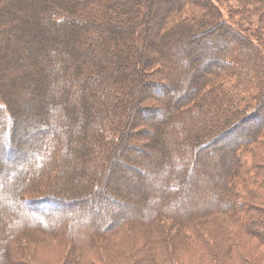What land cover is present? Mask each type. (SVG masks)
I'll return each instance as SVG.
<instances>
[{
	"label": "trees",
	"instance_id": "1",
	"mask_svg": "<svg viewBox=\"0 0 264 264\" xmlns=\"http://www.w3.org/2000/svg\"><path fill=\"white\" fill-rule=\"evenodd\" d=\"M231 1L237 28L220 0H0V264H33L20 243L38 232L99 262L110 249L188 264L196 247L197 264H253L241 247L264 244V0ZM115 174L116 191L135 183L131 204L108 193ZM77 179L104 217L69 210ZM131 227L142 261L115 246Z\"/></svg>",
	"mask_w": 264,
	"mask_h": 264
},
{
	"label": "rangeland",
	"instance_id": "2",
	"mask_svg": "<svg viewBox=\"0 0 264 264\" xmlns=\"http://www.w3.org/2000/svg\"><path fill=\"white\" fill-rule=\"evenodd\" d=\"M221 3H225V5H221V9L223 11V15H224V19L226 21H230L228 22L230 25H232L234 28H237L233 21L235 22L236 19H231L229 18L228 14H227V10H226V5L229 6H233L234 2L231 0H220ZM223 3V4H224ZM163 7H165V4L162 3H158L157 6V16L158 18L162 15V11H163ZM156 22L153 23V26L151 27V34H154V30H155V26L158 27V23L156 24ZM152 41L154 43V45L159 46L160 44V39H158L157 37L153 36ZM129 46V45H128ZM210 46V45H208ZM0 53H4L3 50L0 49ZM126 80L128 81L129 78L127 77ZM145 80V79H144ZM137 97H140L141 94L140 92L136 93ZM140 103L145 105L146 103L144 101H142V98H140ZM28 119H30V116L28 117ZM33 119V118H31ZM30 119V120H31ZM4 121V119H0V123ZM259 121H257L258 123ZM6 126V123H5ZM242 128V127H241ZM250 130V128L246 127L242 130L240 135L245 136V134ZM264 130V129H263ZM24 132L21 134L25 140L29 139L33 140L32 138V134L31 132H27L25 130H23ZM238 135V137L240 136ZM90 141H92V138L89 136L88 137ZM244 139V138H242ZM27 141H24V143ZM235 143V142H234ZM131 144H134L131 143ZM19 145L21 146L22 144L19 143ZM22 147V146H21ZM24 147V146H23ZM255 149H257V151L259 152H263L264 150H262L260 147H262L264 149V145L263 146H254ZM5 150L4 145L1 143L0 141V161H3L4 164L5 160L7 159H11L8 158V156H5L1 153L2 150ZM257 152V154H258ZM21 153H25V156H22L18 153V158L20 157V161H15L16 163H13L12 166L18 167V165H20V163L24 162L25 160H27L28 156L30 155V151L27 149V151L24 149ZM31 156V155H30ZM261 156V155H260ZM264 156V155H263ZM249 158V157H248ZM19 160V159H18ZM123 160V159H122ZM125 161V160H123ZM21 163V164H22ZM132 163V161H131ZM7 165H11L10 162H7ZM129 175V174H127ZM123 177V175L121 174H115L113 175V177L111 178V180L109 181L110 184L106 185V189L108 191V193L113 196H118L120 198H122L123 201H125V199H127V201H125L126 205H128V203H130L131 198L129 197V194L131 190L127 189V187H132V185H134L135 183L133 182H129V184L125 186H121L118 188V190L116 191L113 185H115V182L118 180L120 181L121 178ZM78 178V177H76ZM129 179H126V182H128ZM76 187H74L72 193H73V199L76 200L75 202V206H73V208L69 209L70 211H72L73 213H76L77 216H79V219L82 220H87V219H91L92 216L98 215L100 217H104L107 214V210L109 211V206L105 207V205H108V201H99L97 202L96 200H94L92 197L94 196V192H91L87 187H81L82 185H84V182H82L81 179H77V181L75 182ZM79 185V186H78ZM78 186V187H77ZM123 187V188H122ZM122 190V192L119 190ZM115 190V191H114ZM117 192L120 193V195H117ZM131 196V195H130ZM131 204V203H130ZM62 206V205H61ZM61 209H59L58 211H56V213H54L55 215H57L59 213L60 210L62 211H66L68 209H66L65 206L59 207ZM41 219V218H40ZM169 222L166 224L168 225ZM170 226H171V232L174 235L175 233L177 234V232H179V234L183 233L185 231H182L183 229H181L180 227L175 226V224L172 222H170ZM234 226V225H233ZM230 229H227L228 233H230V230H233L231 237L235 236V234L237 233V229L233 228L232 226H228ZM140 230H137V227L133 228H129L127 230H125V232L123 233L122 236L119 237V239L115 242V246H117L119 249L121 250H127L129 247L132 249V251H135V253L140 254L139 258L141 259L140 261H142L143 259V253L144 251L146 252V248L144 247V240L142 239L144 233L139 232ZM215 231V230H214ZM201 233L203 235H205L204 231L202 230ZM235 233V234H234ZM178 234V235H179ZM215 234V232H214ZM177 235V236H178ZM249 236V235H248ZM205 237H209L207 235H205ZM29 240H25V241H21V245L25 246V252H26V258L28 259V261L32 262L33 264H128L124 261L123 258H119L117 256H114L115 252H112L110 249H107V251L105 252L106 255H104V262H99L96 258L95 255L101 256V252H98L100 250H96L95 252H93L92 254L90 253V250L88 251H82L79 255V249L74 250L71 248V246L69 245V243L61 241L59 239H54L50 236H45L43 234L38 233H34L33 236L29 237ZM177 243H174L175 246L178 247H183L182 242H181V238H177L176 240ZM213 242V239L211 240V243ZM191 246V243H189ZM109 245H106V247L108 248ZM198 249L196 247H191V249L189 251L183 250L182 252H180V255L178 256L179 262L182 263L184 261H187L188 264H197L195 261V258L199 255L197 251ZM239 250V249H238ZM241 250L243 252V254L250 259V261L253 264H264V244H262L260 241H257L256 239H252L251 237H246L243 239V243H242V247ZM210 252V251H209ZM213 260V258H211ZM214 259H217L216 257ZM80 260V263H79ZM103 260V259H101ZM100 260V261H101ZM194 262V263H193Z\"/></svg>",
	"mask_w": 264,
	"mask_h": 264
}]
</instances>
